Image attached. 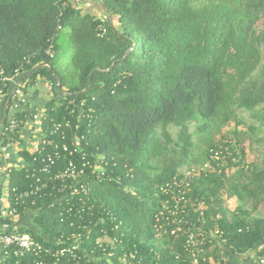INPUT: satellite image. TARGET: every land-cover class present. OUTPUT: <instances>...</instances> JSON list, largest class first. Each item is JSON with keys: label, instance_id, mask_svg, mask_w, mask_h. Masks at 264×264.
<instances>
[{"label": "trees", "instance_id": "obj_1", "mask_svg": "<svg viewBox=\"0 0 264 264\" xmlns=\"http://www.w3.org/2000/svg\"><path fill=\"white\" fill-rule=\"evenodd\" d=\"M97 1L103 18L71 0H0V69L10 75L28 59L30 85L42 78L54 91L40 129L70 150L80 141L77 153L60 151L51 172L69 161L91 167L76 193L70 181L61 190L38 175L46 189L18 209L34 212V227L18 232L55 249L79 245L81 264H189L183 237L155 225L170 196L160 189L192 166L188 220L225 240L205 249L202 264H244L241 254L264 235V217L245 208L264 201V162L246 163L242 139L264 133V0ZM211 150L220 159L205 172ZM42 152H19L24 166L10 172L9 198L33 183Z\"/></svg>", "mask_w": 264, "mask_h": 264}, {"label": "built area", "instance_id": "obj_2", "mask_svg": "<svg viewBox=\"0 0 264 264\" xmlns=\"http://www.w3.org/2000/svg\"><path fill=\"white\" fill-rule=\"evenodd\" d=\"M60 29V28H59ZM46 56L52 59L54 56L53 45L48 46L45 51ZM28 59H23V63L13 70L10 75L0 69V97L6 102V121L2 125V141H0V175L4 176L6 185L10 176V172L14 166L8 163L11 154L9 148L17 144L21 138L22 130L25 127V122L31 119L33 123H37V142L36 149L33 152L39 154L45 151L41 166L37 167L31 174L33 183H30L24 189L13 188L11 190V197L9 198L8 190H6L5 198L0 200V264H81V256L79 255V245L69 242L58 241L57 248L54 246L46 247L39 241L33 239L30 235L19 233L14 225V221L19 217L18 209L24 207L26 202L34 200L39 197L44 189H46V182L40 180L38 175L48 176V181H60L61 190L66 188V182L70 181L73 187V193H76L77 188L81 190L84 186L78 185V179L84 175V168L90 167L87 160L82 161V168L76 166L69 161L62 170L51 172L52 167H55L56 162L60 159V151L68 152L70 155L77 153L80 148V141L75 139L70 144L73 147L69 149L66 144H56L49 139L46 132L40 129V121L42 114L40 111L31 108L27 105L25 96L27 89L31 86V80L25 76L28 65ZM49 87L52 85L49 84ZM17 115H22L17 118ZM55 128V125H53ZM63 139V136L61 137ZM46 147L51 151L46 153ZM82 160L85 157H81ZM220 159L219 153L213 150L210 151L209 160L200 168L207 172L211 169V162ZM91 168V167H90ZM195 167H186L180 170L182 180L172 181L171 184H166L160 191L169 195L162 205L161 211L156 215L155 229L158 234H165L169 236H182V247L188 254L187 259L189 264H202L205 259L201 256L205 249H211L215 244L224 245L223 231L217 229L213 231H205L200 228L191 226L188 220V207L191 201L186 197L190 193V184L193 176L197 173ZM242 229L238 230L240 233ZM89 256V255H87ZM244 264H264V235L262 243L253 250L241 254ZM219 261L226 264L224 257ZM217 264V263H213Z\"/></svg>", "mask_w": 264, "mask_h": 264}, {"label": "crops", "instance_id": "obj_3", "mask_svg": "<svg viewBox=\"0 0 264 264\" xmlns=\"http://www.w3.org/2000/svg\"><path fill=\"white\" fill-rule=\"evenodd\" d=\"M72 5L77 9H80L83 14H90L96 18L105 17V13L103 11L102 6L97 0H71ZM54 91L52 87H49V84L42 78H37L34 85L30 86L26 91L25 100L28 106L34 108L40 113H44L45 106L48 101L53 97ZM6 102L4 98L0 97V120L6 111ZM25 127L22 130V135L19 142L9 148V152L11 157L8 163L13 168H20L24 166V162L19 156L20 151H27L28 153H32L36 149V142L38 138L37 134V123H33L31 119L25 122ZM2 124L0 123V141H2ZM20 163L22 165L18 166ZM6 181L4 176L0 175V200L2 196H6L4 194V188L6 187ZM6 191V189H5ZM3 198V199H4ZM1 205V204H0ZM33 213L32 211H25L21 216L17 218L13 223L17 229L20 228H30L34 227L33 225Z\"/></svg>", "mask_w": 264, "mask_h": 264}, {"label": "rangeland", "instance_id": "obj_4", "mask_svg": "<svg viewBox=\"0 0 264 264\" xmlns=\"http://www.w3.org/2000/svg\"><path fill=\"white\" fill-rule=\"evenodd\" d=\"M231 126V125H230ZM226 128L223 129V133H225ZM171 133L174 135L176 132V129H170ZM189 131L192 135V141L194 143L199 142V135H195L194 132L196 131L195 128V124L194 123H190L189 124ZM218 135H214V137L217 138ZM262 137H264V133H260L257 136H255V138H253L250 135H246L245 137H243V146L245 149V160L246 163H260L261 161L264 162V156H263V142H261ZM22 165V163H20L18 166ZM185 167V166H184ZM184 167H182L180 170H182ZM6 186V185H5ZM7 188H4V194H6ZM2 198H4V196H2ZM237 206V201L235 198H231V199H226V207L229 210H234ZM246 210L252 215V216H258V217H264V201L260 202L258 204V207L256 208L255 211L252 210V204L250 201H246V206H245Z\"/></svg>", "mask_w": 264, "mask_h": 264}]
</instances>
